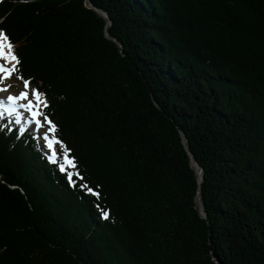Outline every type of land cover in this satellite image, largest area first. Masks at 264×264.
Wrapping results in <instances>:
<instances>
[{
	"label": "trees",
	"instance_id": "obj_1",
	"mask_svg": "<svg viewBox=\"0 0 264 264\" xmlns=\"http://www.w3.org/2000/svg\"><path fill=\"white\" fill-rule=\"evenodd\" d=\"M0 28L99 193L0 130V264H264V0H0Z\"/></svg>",
	"mask_w": 264,
	"mask_h": 264
},
{
	"label": "snow or ice",
	"instance_id": "obj_2",
	"mask_svg": "<svg viewBox=\"0 0 264 264\" xmlns=\"http://www.w3.org/2000/svg\"><path fill=\"white\" fill-rule=\"evenodd\" d=\"M9 39L6 31L0 28V60L4 62L0 63V73L3 74L0 75V80L10 78L13 73L19 71L18 65L20 64V60L18 56L13 53V46L9 42ZM6 64H11V66L6 67ZM16 78L23 81L25 90L19 92L18 95H7V103L4 99L0 98V109H2L3 114H6L7 117L13 118L11 122L5 121L4 123H0V130L7 127L8 130L11 131L13 125H20L22 120L26 126L34 125L35 127L31 132V139L43 140V145H39L40 150L44 153L45 158L48 159L49 163L58 165L59 172L63 174L69 186L78 187L86 196L99 197V193L95 191L93 187H90L86 182H83L84 177L78 170H71L75 169L76 165L67 157V155H64L63 163H60L57 159L64 149L62 147V142L50 135L55 131V125L44 111V109H47L48 107V102L43 98V93L37 89H31L29 93L28 88L30 82L22 76H17ZM10 88L11 85H8L5 88H0V92H8ZM20 109L28 114L27 117L22 115ZM2 119L3 116L0 115V120ZM45 125H47L46 129ZM26 130L25 127L17 128V138L19 139ZM54 145H60L61 147L56 148ZM100 215L103 219H107L109 216L108 212L103 209L100 210Z\"/></svg>",
	"mask_w": 264,
	"mask_h": 264
},
{
	"label": "rangeland",
	"instance_id": "obj_3",
	"mask_svg": "<svg viewBox=\"0 0 264 264\" xmlns=\"http://www.w3.org/2000/svg\"><path fill=\"white\" fill-rule=\"evenodd\" d=\"M99 13H102L101 11H99V10H97ZM33 38V37H32ZM109 38H110V36H109ZM0 63H4L2 60H0ZM11 64H6L5 66L6 67H9ZM0 75H3L2 73H0ZM8 85H11V88L8 90V92H3V93H0L2 96H5V94L6 95H9V94H12V95H18L19 94V92H21V91H23V90H25L24 89V86L22 85V84H19L18 82H16L14 79H12V77H10V78H7V79H4V80H0V88H5V87H7ZM28 91H29V93H30V89L28 88ZM30 98H31V96H30ZM35 127V126H34ZM33 127V128H34ZM32 128V129H33ZM47 128V125H45V129ZM43 140L42 139H38L37 140V145L39 146V145H43ZM56 148H59L57 145L55 146ZM186 149V148H185ZM198 171H199V168H198ZM131 177H132V174H131ZM133 177L135 178V179H139V180H141V177H140V175L139 174H137V176L135 177L134 176V174H133ZM200 213V215H201V213L202 212H199ZM203 217V216H202ZM13 256V255H12ZM15 258V257H14ZM214 259H216V257L214 256ZM122 260L123 261H125V259L124 258H122ZM18 264H23L22 263V261H19L18 262Z\"/></svg>",
	"mask_w": 264,
	"mask_h": 264
},
{
	"label": "water",
	"instance_id": "obj_4",
	"mask_svg": "<svg viewBox=\"0 0 264 264\" xmlns=\"http://www.w3.org/2000/svg\"><path fill=\"white\" fill-rule=\"evenodd\" d=\"M99 10V9H98ZM100 11V10H99ZM109 22V19L107 21V23ZM106 36L109 37L108 35V32H105ZM113 40H115L114 38H112ZM185 148L186 150L189 152V149H188V146L185 145ZM193 165L196 167V168H199V171H198V176H199V182L201 181L202 179V175H203V169L198 165L197 162L193 161ZM199 192L200 190L198 191V196H197V203H198V209H199V212H202L201 213V216L205 217V214H204V211H203V207H202V204H201V201H200V197H199Z\"/></svg>",
	"mask_w": 264,
	"mask_h": 264
},
{
	"label": "bare ground",
	"instance_id": "obj_5",
	"mask_svg": "<svg viewBox=\"0 0 264 264\" xmlns=\"http://www.w3.org/2000/svg\"><path fill=\"white\" fill-rule=\"evenodd\" d=\"M0 113H1V111H0ZM2 115L4 116V115H6V114H3V112H2ZM17 128H19V126L17 127ZM37 141L35 140V143H36Z\"/></svg>",
	"mask_w": 264,
	"mask_h": 264
}]
</instances>
